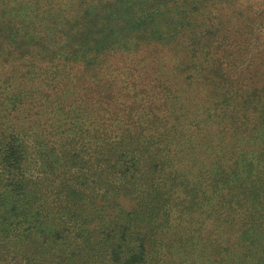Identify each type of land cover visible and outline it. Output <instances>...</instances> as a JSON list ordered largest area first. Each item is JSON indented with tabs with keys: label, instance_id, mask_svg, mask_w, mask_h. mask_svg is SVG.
<instances>
[{
	"label": "rangeland",
	"instance_id": "374dc122",
	"mask_svg": "<svg viewBox=\"0 0 264 264\" xmlns=\"http://www.w3.org/2000/svg\"><path fill=\"white\" fill-rule=\"evenodd\" d=\"M11 2L0 77L46 94L67 154L33 153L34 123L0 140V170L27 149L35 175L15 207L0 174V264H264V42L237 28L264 0ZM86 120L95 163L68 141Z\"/></svg>",
	"mask_w": 264,
	"mask_h": 264
},
{
	"label": "trees",
	"instance_id": "16d2710c",
	"mask_svg": "<svg viewBox=\"0 0 264 264\" xmlns=\"http://www.w3.org/2000/svg\"><path fill=\"white\" fill-rule=\"evenodd\" d=\"M13 1L16 0H12L10 7H12ZM252 9L258 12V16L255 17L256 21L254 22L253 26H251L252 28L250 31L245 30V28L240 25L238 26L234 25V26H237L238 32H240V34H242L244 38L246 39L251 38L255 40V42H264V4L261 6H259V4L258 5L252 4ZM4 72L12 76L16 74L15 72L13 73V72L0 70V73H4ZM10 83L11 82H7L4 80V78L0 77V98L5 104H8L10 106L8 114L14 117V119H16V122L15 125L13 126L10 124L9 121H7V119L1 120V116H0V126H1L0 129H2V134H0L2 135V137L0 136V140L9 138V136H7L5 133L10 132V135L12 134L16 135L18 133L17 132L18 129L20 130V128H22L24 124L32 123V126L30 127H33L34 124H36V126L38 125L37 128L40 130V133L42 135H47L49 133H52V138L48 139L47 141L42 140L41 138L42 136H39L41 134L38 135L36 134V140L38 141L39 144H37L38 145L37 149H35L33 153H37L42 156L44 153L43 150L50 148L51 146L54 149L53 150L54 153L51 156L55 157V154L59 156H63V153L64 155H66L67 152L66 151L63 152V147L65 146V144L62 147V149H60V151L57 147L63 145L62 140H60V138L58 137L59 131H56L55 129L60 126L58 109H53L51 116L43 119L41 117L42 115L39 108H41L40 104H42L43 102L46 103L43 99V97L46 94H44V92L40 88H37L38 90L35 88V92L39 95V100L36 99L37 102L33 101L28 103L24 94L21 92H15L16 90L13 86L15 84L12 83L13 84L12 85ZM34 104H36V106H34ZM27 105L32 107L28 110L30 113H32L31 114L32 116L34 115L33 116L34 119L30 114L27 115L25 114L26 112L25 108ZM83 119H86V117L84 116ZM99 119L101 122L102 118ZM87 122L88 120L83 122L84 126L81 127L79 130L80 135L78 136V139L69 138L68 141L72 140L75 143L79 144V148L82 152V156L87 158L89 162L95 163L96 158L93 157V154L97 152L99 147L101 146L104 147V144L107 143L108 140L106 141V139L103 138V134L100 133L101 129L100 127L97 126L95 121L91 122L90 124H87ZM25 148H28V144L26 145ZM20 154L25 157L26 154H28V150L25 149L23 151H20ZM24 157H22V161L19 160L18 162L15 163H12V161L10 160L11 164L13 165L12 167L10 165L11 169H9V167H4V169L0 170L2 184L6 192H11L14 198H16V196L19 197L18 199L16 198V200L18 201H16L17 203L15 204V207H20V205L22 204L20 202L24 200L23 195H25V193L28 191L25 187L30 183L29 179L35 176L33 174H32L33 176L30 174L31 177L28 176L27 174L28 170L24 168L22 163L25 161ZM54 157H50L51 161H53ZM37 164L39 165V162ZM3 259L7 261L6 258Z\"/></svg>",
	"mask_w": 264,
	"mask_h": 264
}]
</instances>
